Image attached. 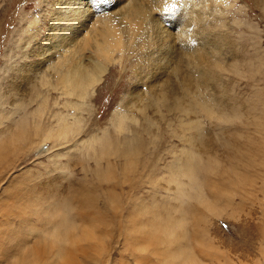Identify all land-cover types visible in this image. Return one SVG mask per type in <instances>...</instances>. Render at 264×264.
I'll use <instances>...</instances> for the list:
<instances>
[{
	"label": "rangeland",
	"instance_id": "1",
	"mask_svg": "<svg viewBox=\"0 0 264 264\" xmlns=\"http://www.w3.org/2000/svg\"><path fill=\"white\" fill-rule=\"evenodd\" d=\"M60 1L0 0V264H264V0H68L123 41L72 95Z\"/></svg>",
	"mask_w": 264,
	"mask_h": 264
},
{
	"label": "bare ground",
	"instance_id": "2",
	"mask_svg": "<svg viewBox=\"0 0 264 264\" xmlns=\"http://www.w3.org/2000/svg\"><path fill=\"white\" fill-rule=\"evenodd\" d=\"M67 1L64 3L62 0L59 2L57 6V20L59 19L60 22L58 23V26L61 29H64L66 31L73 29L76 32V35L79 36L77 39L82 41L83 44L75 48V40L72 38L73 41L70 42V45L66 47V52L58 54L59 59L61 58L60 65L63 68L62 72L57 71V75L62 76L63 80V86L64 89L67 93H76V94H84L85 91L93 85V83L96 82V80L100 77L99 72L104 69V65L107 64L108 61L113 60L112 59V54L117 51V50H122L123 49V41H122V34L121 31L119 30L120 27L113 22L108 14L107 17L102 20V21H97L90 23V18L89 16V11H83L79 12L78 6H75L74 9H70L67 6ZM72 4H84L86 1H81L77 2V0H71ZM162 5H168L166 0H159ZM166 3V4H165ZM129 4V3H128ZM124 7L125 11L128 14H131L132 16H139L141 14H144L145 12H148V9L145 10V8L141 7L140 4L134 1V3L131 2L130 5ZM70 6V5H69ZM89 6V5H88ZM161 6V5H159ZM157 8V7H156ZM68 9V13H64ZM89 9V8H88ZM59 10L64 11L63 13ZM131 12V13H130ZM76 14V15H75ZM149 14V12H148ZM147 15V14H146ZM91 16V15H90ZM106 16V15H104ZM112 16V15H110ZM149 16V15H148ZM128 18V17H127ZM132 19H130L131 21ZM137 20V19H136ZM134 22L131 21L130 26L136 29V23L135 20L133 19ZM57 22V21H56ZM71 25V27L69 26ZM58 27V28H59ZM70 28V29H69ZM58 30V29H57ZM60 31V29H59ZM63 32V31H61ZM57 34V33H56ZM65 34V33H63ZM61 36V35H60ZM61 40V39H60ZM90 48V50L94 53V57L96 58V65L93 66L92 68L90 67L86 69L85 66V61L80 62V63H75L76 58L82 57L85 58L84 55V50L85 48ZM72 50L69 54L67 53L68 51ZM197 50L195 49V52ZM189 52V51H188ZM194 50L189 52L191 55L190 56L192 59H195L196 61V68L199 66H204L203 63V54L198 51V54H196ZM188 53V54H189ZM200 56V57H199ZM198 69V68H197ZM208 69V68H207ZM105 70V69H104ZM103 73V72H101ZM26 93V92H25ZM134 153H136V150H133ZM176 166L179 167H184V170H191L190 166L183 162V163H175ZM127 168V165L124 166V169ZM151 231V230H150ZM152 234V232H151ZM154 234V231H153ZM154 235L152 236V240H154ZM157 238V237H156ZM38 244V242L36 241ZM24 244V243H23ZM35 244V246L37 245ZM38 247V246H37ZM40 248V247H39ZM156 244L155 241H153V247L151 246V250L156 252ZM21 252V250H20ZM173 252V254H172ZM41 252L40 249L30 251L28 255V261L27 264H36L37 259L40 257ZM173 258H172V256ZM181 255V246L179 245L177 250H172L169 252V254H166L163 256L166 260V264H176L175 258ZM41 261V260H40ZM162 261V260H161ZM160 261V262H161ZM159 262V263H160ZM169 262V263H168ZM161 264V263H160Z\"/></svg>",
	"mask_w": 264,
	"mask_h": 264
},
{
	"label": "snow or ice",
	"instance_id": "3",
	"mask_svg": "<svg viewBox=\"0 0 264 264\" xmlns=\"http://www.w3.org/2000/svg\"><path fill=\"white\" fill-rule=\"evenodd\" d=\"M127 0H120V3H126ZM90 6L97 8L100 12H103L107 7V0H102L100 3H92L90 0ZM115 7V6H113ZM190 5H187L183 2V0H177L175 5V15L174 19L171 22L172 24L176 25V27H180L184 24L187 20L188 16L190 15ZM195 27V25H193ZM27 43V41H26ZM7 88V84L4 82V77L0 76V114H3L7 111V92L5 89ZM227 227V225H224Z\"/></svg>",
	"mask_w": 264,
	"mask_h": 264
}]
</instances>
